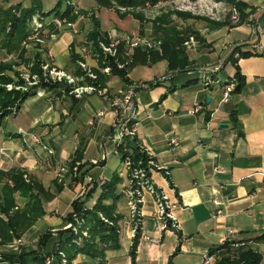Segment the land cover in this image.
<instances>
[{"label": "crops", "instance_id": "0c3cea01", "mask_svg": "<svg viewBox=\"0 0 264 264\" xmlns=\"http://www.w3.org/2000/svg\"><path fill=\"white\" fill-rule=\"evenodd\" d=\"M242 1L256 8L248 19L257 18L264 11V0ZM248 19L240 25L207 31L205 43L188 54L192 63L184 71H171L166 61H159L149 64L151 68L160 65L159 71L150 77L137 81L129 79L131 83L149 84V88L140 89L136 94L134 136L137 144L149 151L159 166L168 170V179L163 171L153 172L151 176L175 205L173 214L178 224V228L163 227L153 215L154 199L146 193L135 264H169V257L176 248L178 253L172 257V264H214V259L206 261L205 255L227 237L244 238L264 230V56L260 54L264 51V33H252ZM79 22L75 20V24ZM57 35L59 39L53 46L64 52L73 36L68 31ZM236 45H243L242 50L257 54L237 60L245 84L239 92L232 91L224 102L222 93L227 85L194 79L202 73L209 74L207 69L218 66L214 76L225 82L229 80L235 86V68L228 57ZM41 55L42 65L49 62L70 74L77 71L70 54H52L51 62L46 54ZM89 57L88 63L90 61L92 67L97 68L95 60ZM100 72L106 78L102 87L108 90L107 98L94 92L79 97L64 96L61 94L63 86H57L43 94L29 96L16 113L8 115L0 127V168L23 169L51 186L53 175L45 168L48 152L44 147L56 150L60 163L69 162L77 146L87 148L90 144L94 147L93 153H82V163H87L85 169L88 170L84 178L103 176L109 179L117 172L121 158L111 152L114 148V107L110 103L131 83L125 84L120 77L101 69ZM157 80L160 83L152 86ZM172 85L177 88L159 100ZM94 94L99 98L93 99L91 95ZM79 102L88 109L85 130L70 119L72 107ZM103 107L108 108L103 118L89 126V120ZM225 124L227 127L223 126ZM172 138L176 139V144L170 141ZM127 141L128 145H134ZM51 157L54 159V155ZM93 160L99 164H90ZM107 172L111 175L106 177ZM50 190L54 192L55 187L53 189L52 185ZM76 196L73 189L64 188L55 193L50 202L44 201L45 215L35 223L41 229L35 225L27 251L36 248L39 231L63 227L65 216L71 210L70 203ZM213 197L222 202L220 216L215 215ZM127 233L120 237L119 249L106 252L105 264H130L131 242ZM56 240L57 237L48 240L46 248L52 247ZM73 264L98 262L79 254Z\"/></svg>", "mask_w": 264, "mask_h": 264}, {"label": "trees", "instance_id": "16d2710c", "mask_svg": "<svg viewBox=\"0 0 264 264\" xmlns=\"http://www.w3.org/2000/svg\"><path fill=\"white\" fill-rule=\"evenodd\" d=\"M100 6L111 7L112 1L119 7L125 8H137L145 6L146 4L155 5L160 0H95ZM228 3L233 6L239 14V23L234 24L230 21L213 22L216 29L223 26H235L240 25L246 21L248 15L256 10L255 7L249 6L242 0H219ZM61 1H58L54 7L48 13H53L52 20H50L45 27L50 28L52 32L56 31V26L53 22L54 18L58 19H70L75 20L77 16H74L77 9L70 4L60 10ZM11 7V6H10ZM14 8L3 10L0 16V30L5 32V42L11 44L20 43L30 34L29 23L32 20L33 14H36L37 10L33 7L20 10L14 13ZM85 12V10H80ZM40 13V11L38 12ZM45 14V13H40ZM4 15V17H2ZM190 15V14H189ZM92 20L93 29L89 33V40L92 42L93 58L97 64V68L94 69L96 78H90L83 70L77 69L75 75L84 77L87 85L103 86L106 80L104 74L100 72L101 68L108 67L109 74L116 75L121 78L125 84L131 83L128 77L129 70L139 65L154 64L159 61H166L167 68L171 71H184L189 65L191 60L186 51L183 42L188 39V35L185 37L180 36V32L174 28L168 29L163 33L162 50L144 49L141 46L133 48L132 54L125 56V54H115L110 56L101 51V42H108V35L106 32L100 29V22L94 16L90 14ZM198 18V17H195ZM247 18V19H246ZM2 20V23H1ZM258 22L263 26L264 30V11L257 17ZM6 23V25H5ZM3 25V27H2ZM8 25V26H7ZM158 29H155V34ZM264 33V31H263ZM197 40L200 41V36L194 30L189 32ZM100 42V43H99ZM243 45H236L229 54L228 59L231 60L234 65V79L235 86L233 92H239L245 84L244 76L241 74L238 66L236 65L239 58L249 57L255 52L251 50H242ZM254 47V46H253ZM119 52H121V45L118 46ZM98 52V54H96ZM264 56V51L261 52ZM74 63H78L80 57L79 54H70ZM42 56L41 54H35L28 64V74L31 79L33 76L37 78L30 80L34 81L30 86H26L24 90L5 88L6 84L13 83L15 86H24L25 80L20 78L17 73L13 76L5 75L4 70L10 68L7 64H0V127L3 120L10 114L16 113L21 104L29 96L37 94L38 91L52 89L61 84V80H56L48 73L42 70ZM122 65V67H119ZM216 72H210L209 74H200L194 80L196 82L205 83L209 81H218L221 85H229L232 82L219 80L214 76ZM193 80H190L192 83ZM160 83L157 80L152 83V86ZM65 90H69V85L64 84ZM177 88L176 85L167 87L165 92L160 96L159 100L166 97L167 94L173 92ZM72 100H76L74 96H71ZM130 140L134 145H128L125 142ZM118 155L124 162L128 160V167L131 170L135 165L139 163L140 169L145 174V180L148 184V178L152 173L147 172L149 159L158 164L153 155L147 154L141 146L137 144L135 136L126 137L121 143L117 145ZM82 159V147L74 152L69 162L74 163L76 160ZM132 161L134 163H132ZM86 164H80L77 168L76 176H73V181L81 183L84 176L87 174L85 169ZM145 170V171H144ZM132 176V172L129 171V175ZM129 178V177H128ZM147 178V179H146ZM168 179V176L165 175ZM92 179V178H91ZM96 179V178H95ZM86 181V193L85 196H76L70 203L71 210L65 216V224L61 229H56L57 240L52 246V251L48 252L46 243L52 237L50 232L40 233L36 243V248L28 251L20 252H3L2 257L6 259L9 264H46V260L51 258L49 264H53V256H57V264H72V260L79 254L86 255L91 259H95L98 264L106 263V252L109 250H117L121 247L120 237L118 233L117 222L121 217V214L116 212L117 200L121 197V194L117 193V185L121 180V177L117 172L103 182L101 186H98V180ZM95 181V183H94ZM91 182V183H89ZM97 182V183H96ZM126 187V186H124ZM62 190L60 185L55 186V191L47 190L40 182L32 178L23 169H0V244L11 241L14 237L21 236L26 232L42 215L45 214L43 208L44 201H50L54 198L55 193ZM20 199L21 203H19ZM107 219L106 222L104 219ZM69 223L72 225L68 226ZM76 229H75V228ZM243 233V232H241ZM248 233V232H247ZM133 240L129 249L130 264H135L136 249L138 239ZM52 239V238H51ZM259 243H264V230L259 234L250 235L248 237H227L222 243L211 248L205 255V260L210 256L214 257V264H262L263 255L259 250ZM178 253L176 248L172 255L169 257V264H172V257ZM65 259V260H64Z\"/></svg>", "mask_w": 264, "mask_h": 264}, {"label": "rangeland", "instance_id": "374dc122", "mask_svg": "<svg viewBox=\"0 0 264 264\" xmlns=\"http://www.w3.org/2000/svg\"><path fill=\"white\" fill-rule=\"evenodd\" d=\"M58 1H61V6L59 8L60 10L64 9L66 4L67 5L72 4L75 7V9H77L78 12L74 14V16H77L75 20L80 21L78 24H75V20L63 19L66 22L68 21L71 22L74 25L72 30L69 29L63 22L61 23L60 26L56 24V31L58 30L59 33L62 31H68L73 36V40L68 44V46L66 45L64 52H60L59 50H57L56 47L53 46V43H55V41L59 39L57 33L52 32L50 28L45 27V24H47L50 20H52L53 17V13L46 14V12H49ZM31 7L35 8L37 12L36 14H33L32 20L29 23L30 34L27 36L26 39H24L20 43H14V42H12L11 44H9V42L6 43L5 35H4L5 32L0 30V51H1L0 64H7L8 66H10V68L4 70V74L13 76V74L17 73L19 77L23 78L26 82L24 86H15V84L13 83L6 84L5 88L7 90H11V89L24 90L26 86H30L32 85V83H34L37 77L33 76V79L29 77L27 66L31 61V59L33 58V56L37 53L46 54L47 59L50 60V62L53 61L52 54H57V53L79 54L80 55V57H78L80 58L79 61L84 64L85 68H82L76 62L74 64L75 65L77 64V69H81V70L83 69L84 72L86 71L95 74L94 69H96V67H92L91 62L89 61L88 63L87 61L89 56H90L89 60H92L91 57L93 58V54H95L91 47L92 42L91 40H89L88 37L89 33L93 29L92 20L89 17L90 14L92 13L100 22V29L106 33L109 32L107 33L109 41L107 43L106 42H101V43L108 47L110 46L112 47L113 44L115 43V45L111 48L114 54H132L133 47H135V45L137 44L144 49L145 48L152 50L155 49L161 52L162 50L161 37H163L162 36L163 33H165L168 29L171 28L178 30L180 32V36L182 37L188 35V39L185 42H183V46H185L188 54H192L198 50L200 45H203L205 43L206 32L216 29V27H214L215 23H212L210 21L224 22L228 20L234 24L239 23V14L237 10L228 3L219 0H160L155 5L146 4L145 6H141L137 8H125L120 6L118 7L113 1L111 3V7H106V6L102 7L95 0H0V16L2 15V12L5 9H8V11H10V9L14 8L13 11L14 13H16L19 10L21 12L25 9H30ZM80 10H85V12L83 13L81 12L80 14L79 13ZM234 10L237 12L238 16L237 15L233 16ZM39 11L40 13H45V14H40L38 13ZM236 16L237 19H235ZM2 17H4V15ZM79 17L80 19H78ZM155 29H158L157 31L158 33L156 34H155ZM193 30L199 34L200 41L197 40L193 35L189 34V32H192ZM119 45H121L122 47L121 52H119L118 49ZM100 49L102 52H104L102 47ZM96 54H98V52ZM45 65L47 66V70L51 71L54 69L56 71H63L68 75H70V77L75 78L76 81L74 84L75 86L84 87L87 85L84 77L81 78L78 75L70 74L64 71L62 68L52 65L49 62L47 63L45 62ZM159 68L160 65L151 68L149 65L137 64L129 70V74H128L129 79H131L132 81H137L138 79L148 78L154 73H156V71H159ZM30 80H34V81L29 82ZM64 84L65 83L61 82L59 86L64 87ZM141 90H145V89H141ZM61 94L64 96L71 95L69 94L68 91H62ZM91 96L93 99L99 98L97 94ZM86 98L84 97V99ZM87 110L88 109L86 107L83 108L82 104L79 102V104H76L75 107H72L71 109L72 116L70 117V119L81 127L84 125L86 126L87 124L86 121L88 118ZM85 126L83 127L84 130L88 128ZM79 148H81V146H77L76 150H78ZM44 149H46V152L52 150L54 153V159H52V157L49 156L48 153L46 154L47 166L45 168L51 171L53 175V179H51L52 181L51 186L50 185L47 186L43 182H41V180L36 179L35 177L32 176L31 177L36 179L38 182H40L47 190H50V187H52V185H53V189L56 185H60L62 187V190L64 188H68L71 190L73 189L74 193L77 194V196L84 197L87 188V185L85 183L86 180L84 182L82 181L81 183H76L75 181H73V176L74 175L76 176L77 175L76 173L79 172L77 171L76 167H78L80 164H86V163H82V159L76 160L74 163H70L68 161L59 163L58 162L59 159L56 158V150H54L51 146H47V145L45 146ZM93 151H94V147H90V144L88 145L87 148H85V146L84 148H82V153L87 152V154L89 155H91ZM114 160H116V158H114ZM132 163L134 162L132 161ZM90 164L95 166L96 164H99V162L93 160L92 162H90ZM134 164L135 165L130 170L128 166H125V163L121 159L117 171L118 175L121 177V180L117 185V193L120 192L119 194H121V197L117 200L116 212L118 213L121 212L122 214L126 213L125 215H121L120 219L117 222L118 233H119V237L121 236L124 237V233L128 232L127 234L131 242L130 245L132 244L133 240L137 238L138 233L140 234L142 207L144 204L143 198L145 195L144 192H142L140 196L133 194V190L135 194H137L136 192H140L136 188L137 185L135 184V182H138V180L140 181V177H142L143 180H145V174L140 173L141 169L140 166L138 165L139 163H134ZM0 169L4 170L2 168ZM152 170L153 172H158V170L155 168H152ZM129 171H131L134 176L135 175L139 176V179L133 180L132 176L131 177L128 176ZM147 172L150 173L149 169L147 170ZM109 173L110 172H107L105 176L106 177L110 176L111 174ZM100 177L102 178L103 182H106L107 179H105L103 176ZM128 177L129 179H132V182L131 183L129 182V188L128 187L124 188L125 185H128V179H127ZM93 178L91 179V182L93 181ZM95 180L96 181L98 180V183L96 182L98 186H101L103 184V182H101L99 177L96 178ZM148 181L155 184L152 179V176H150ZM18 200L19 203H21L20 202L21 200L20 199ZM138 200H140V202H137ZM50 201H46V202H50ZM150 208L152 209L153 207ZM154 213H155V208L153 215ZM44 215H42L41 217H43ZM103 219L106 222H110L107 221V219L105 218ZM125 220L129 221L128 225L125 224ZM35 223L21 236L14 237L11 241L0 244V264H9L6 261V259L2 257L3 252L11 253V252L27 251V244L29 242L28 240L32 238V234H33L32 232H34L35 230V225H36ZM71 225L72 224L69 223V225L65 227L68 228ZM36 228L40 230L41 226L36 225ZM55 230L56 229L47 228L42 230L41 232L39 231V233L50 232L52 235L51 238L54 239L57 234L56 233L57 231ZM127 234H125V236H127ZM38 236L36 237L35 244L37 243ZM32 242H34V240ZM260 244L262 243H259L255 246H260ZM51 249L52 247L48 246L47 251L51 252L52 251ZM259 250L264 254V245L260 246ZM53 262H54L53 264H57L56 255L53 256ZM63 262L65 264L66 261ZM72 264H73V260H72Z\"/></svg>", "mask_w": 264, "mask_h": 264}, {"label": "built area", "instance_id": "2783aa9c", "mask_svg": "<svg viewBox=\"0 0 264 264\" xmlns=\"http://www.w3.org/2000/svg\"><path fill=\"white\" fill-rule=\"evenodd\" d=\"M237 15V12L234 10L233 11V16ZM238 16V15H237ZM237 16L235 19H237ZM55 26L56 24L58 26L61 25V23H65V25L69 28V29H73L74 25L71 22H66L65 20L61 19L59 20L58 18L53 20ZM248 24L251 28L252 33L254 34H263V26L258 22L257 18H249L248 19ZM115 45V43L113 44V46ZM100 46L102 47L103 51L110 55V56H115L114 52H112V47H108L103 45L102 43H100ZM139 46L138 44L135 45V47ZM133 47V48H135ZM126 56H128L129 54H125ZM78 65L81 66L82 68H85L84 64L82 62H78ZM119 67H122V65H120ZM219 67L215 66L213 68H209L207 69V73L210 72H216L218 71ZM42 70H44L46 73H48L51 77H53L56 80H61L63 83L69 85V94L74 95L75 97H79L81 94L84 93H97L100 96L106 97L107 98V94H108V90L105 87L102 86H93V85H86L84 87H78L75 86V78L70 77V75H68L67 73L63 72V71H56V70H47V66L46 65H42ZM83 70V69H82ZM102 71L109 73V68L108 67H104L101 68ZM86 72V71H85ZM86 74L90 77L95 79L96 78V74H92L90 72H86ZM82 78V77H81ZM209 81V80H208ZM207 81V82H208ZM33 84V83H32ZM233 83L227 85L225 87V90L223 91V96H222V101L226 102L229 99V94L233 91ZM149 88V84L146 82H134L131 83L130 85H128L124 90H121L117 95H115L112 100L110 105L112 107H114V115H113V120H112V130H113V143H114V148L111 150L112 153L117 154L118 155V150H117V145L119 143H121L123 141L124 138L126 137H132L135 135V119L137 118V106H136V94H137V90L140 89H147ZM45 93V90H41L38 91L37 94H43ZM199 107L195 108L196 110H198ZM107 107H103L102 109H99L95 115L89 120L88 125L93 126L95 124L96 121H99L103 118V116L105 115V113L107 112ZM172 143L176 144V139L172 138L170 140ZM45 148V147H44ZM147 154L150 156V158L152 157V154L147 151ZM48 155L49 156H53L54 153L52 150L48 151ZM125 166H128L129 162L127 160L124 161ZM152 168L157 169L158 171H163L165 173V175H168V170L164 169L162 166H159V164L154 163L153 160L149 159V165H148V169L149 171L152 173L153 170ZM152 170V171H151ZM217 170V168L215 169ZM145 171V170H144ZM140 173H144L142 170H140ZM136 176V175H135ZM132 174V178L134 179H139V176L135 177ZM148 179L150 177H147ZM146 178V179H147ZM99 179L101 180V182H103L102 178L99 177ZM128 179V185H125L126 187L124 188H129V182H132V179ZM90 181L91 178H84V181ZM100 182V183H101ZM150 182V181H148ZM135 184L137 185L136 188L138 189V191L140 192H136L137 194H135L134 190H133V194L134 195H141L142 192H144L145 194L148 193L150 195H152L153 199H154V203H155V213L154 216L155 218L159 219L163 225V227L166 226H175L176 228H178V224H177V220L176 217L173 214V209H174V204L170 202L168 196L159 188L157 187L155 184H153L152 182H150V184H148L146 182V180H143L142 177H140V181L138 180V182H135ZM123 188V189H124ZM137 202H140V200H138ZM212 203L214 206H216V210H215V215L216 216H220L221 215V208L220 206L222 205V202L216 198L213 197L212 199ZM136 223V222H135ZM125 224L128 225L129 221L125 220ZM147 238V237H146ZM214 257L210 256L209 258L206 259V261H211L213 260ZM50 260L47 259L46 260V264H49Z\"/></svg>", "mask_w": 264, "mask_h": 264}, {"label": "water", "instance_id": "95a60500", "mask_svg": "<svg viewBox=\"0 0 264 264\" xmlns=\"http://www.w3.org/2000/svg\"><path fill=\"white\" fill-rule=\"evenodd\" d=\"M209 99H210V98L208 97V98H207V101H209ZM223 126H224V127H227V124H225V125H223Z\"/></svg>", "mask_w": 264, "mask_h": 264}]
</instances>
